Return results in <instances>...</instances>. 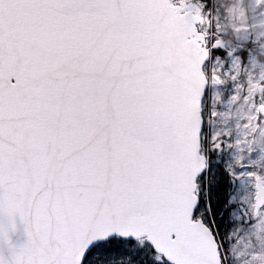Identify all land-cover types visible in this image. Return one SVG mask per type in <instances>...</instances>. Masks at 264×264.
<instances>
[{"label":"snow or ice","instance_id":"obj_1","mask_svg":"<svg viewBox=\"0 0 264 264\" xmlns=\"http://www.w3.org/2000/svg\"><path fill=\"white\" fill-rule=\"evenodd\" d=\"M206 9L0 0V264H230L264 228V149L206 135Z\"/></svg>","mask_w":264,"mask_h":264},{"label":"flooded vegetation","instance_id":"obj_2","mask_svg":"<svg viewBox=\"0 0 264 264\" xmlns=\"http://www.w3.org/2000/svg\"><path fill=\"white\" fill-rule=\"evenodd\" d=\"M260 1L261 3L258 5ZM190 2L191 0H189ZM197 3L200 4V0H197ZM228 3L232 5L233 15L231 11L225 10V4ZM203 4L207 5L204 17L209 16L212 22H217L214 31L220 35L225 34V36H215V38L220 39L224 46L227 45L226 42L231 41L235 55L240 57L241 64L234 70V82L237 89L243 91V96L247 95L250 90L258 92L263 96L262 103H264V87L262 88L259 84L255 85L256 79L258 78L259 82L261 78V70L256 71V66L253 63L254 61L262 62V72H264V36H256V30H259L261 25L258 21L261 19L264 29V0H242L243 17H239L238 14V0H203ZM200 6L203 7V5ZM227 15H231L233 26H225V30H223L222 18ZM220 31L222 33H219ZM259 49L262 50V55H260Z\"/></svg>","mask_w":264,"mask_h":264},{"label":"rangeland","instance_id":"obj_3","mask_svg":"<svg viewBox=\"0 0 264 264\" xmlns=\"http://www.w3.org/2000/svg\"><path fill=\"white\" fill-rule=\"evenodd\" d=\"M241 4H242V0H238L237 8H238L239 17L244 16L243 14L244 11ZM258 22L261 24L259 34H262L264 32L262 26L263 20L261 19ZM215 72L221 77L220 81H216L217 84H221L222 82L230 83L233 80L232 69L224 70L222 67L218 66ZM217 84L213 83L214 86H217ZM212 94L215 96V98L218 95V90L216 91L215 87L212 90ZM232 99H233V93L231 92L229 99L226 101V103L224 102L222 104L220 113L218 110L215 109L217 105L216 101H213V108L211 109V114L215 113L216 114L215 116L219 114V119L214 121V126L217 127L214 132L217 134L220 128L222 127L221 123H223V127L221 128L222 132L224 129H227L228 131V122L231 120V117H230V113L226 111V109L230 108L233 115L235 114L238 118L242 120H248V118L251 117V114L247 115L244 111L241 110L237 112H233ZM231 145H234V140ZM228 158L229 156L226 154L225 159ZM233 227L235 228V231L232 232L233 242L230 244L231 256L235 260L233 264H264V228L251 230L248 228H244L243 226L229 224V228H233ZM229 228H226V232L227 229Z\"/></svg>","mask_w":264,"mask_h":264}]
</instances>
